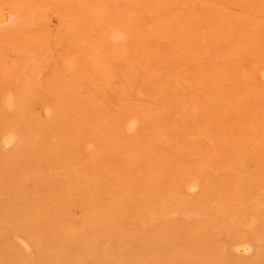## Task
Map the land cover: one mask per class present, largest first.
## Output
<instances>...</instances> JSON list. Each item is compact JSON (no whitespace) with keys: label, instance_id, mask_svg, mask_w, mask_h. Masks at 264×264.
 <instances>
[{"label":"rangeland","instance_id":"obj_1","mask_svg":"<svg viewBox=\"0 0 264 264\" xmlns=\"http://www.w3.org/2000/svg\"><path fill=\"white\" fill-rule=\"evenodd\" d=\"M262 72L264 0H0V264H264Z\"/></svg>","mask_w":264,"mask_h":264},{"label":"bare ground","instance_id":"obj_2","mask_svg":"<svg viewBox=\"0 0 264 264\" xmlns=\"http://www.w3.org/2000/svg\"><path fill=\"white\" fill-rule=\"evenodd\" d=\"M263 73V76L262 77H264V72H262ZM18 137V136H17ZM238 248V247H237ZM250 248V247H249Z\"/></svg>","mask_w":264,"mask_h":264}]
</instances>
